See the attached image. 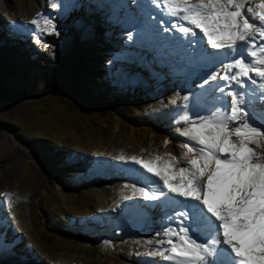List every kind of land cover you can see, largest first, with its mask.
I'll return each instance as SVG.
<instances>
[{
    "label": "rangeland",
    "instance_id": "obj_1",
    "mask_svg": "<svg viewBox=\"0 0 264 264\" xmlns=\"http://www.w3.org/2000/svg\"><path fill=\"white\" fill-rule=\"evenodd\" d=\"M39 1L0 5L8 12L30 10ZM136 2L61 0L53 16L59 35H44L38 44L32 28L0 40V248L17 224L22 243L34 245L30 257L44 264H164L142 254L167 239L155 233L175 227L166 218L171 208L164 202L143 206L132 185L150 174H133L129 169L138 166L118 157L172 154L184 160L183 143L195 142L179 134L189 126L183 116L212 108L211 95L197 85L226 57L189 55L192 49L183 46L184 56L174 53L160 42L166 37L159 30L142 38ZM117 32L120 46L129 35L143 43L104 59L103 46ZM189 92L194 95L185 109ZM137 207L142 218L125 214ZM151 207L160 212L155 220L144 213Z\"/></svg>",
    "mask_w": 264,
    "mask_h": 264
},
{
    "label": "snow or ice",
    "instance_id": "obj_2",
    "mask_svg": "<svg viewBox=\"0 0 264 264\" xmlns=\"http://www.w3.org/2000/svg\"><path fill=\"white\" fill-rule=\"evenodd\" d=\"M151 2L158 10L151 19L165 33L178 32L193 53L215 58L208 49H224L235 58L197 85L213 106L183 116L189 126L179 134L195 142L183 143L184 160L118 157L138 166L129 169L133 174H150L133 183L134 197L171 208L166 218L175 227L164 229L167 239L147 255L172 264H264V0L255 6H246L249 0ZM50 6L61 7L58 0ZM41 16L31 20L38 44L44 35H59L51 18L43 16L41 26ZM193 95H184L185 109ZM217 111L225 115L213 119Z\"/></svg>",
    "mask_w": 264,
    "mask_h": 264
},
{
    "label": "bare ground",
    "instance_id": "obj_3",
    "mask_svg": "<svg viewBox=\"0 0 264 264\" xmlns=\"http://www.w3.org/2000/svg\"><path fill=\"white\" fill-rule=\"evenodd\" d=\"M60 1L61 0H58L59 3H60ZM131 1H134V2L138 1V2H136V9L137 10H135V11H137V13H136L137 16L143 17V19H141V22L143 24L141 26H139V29H138L140 36L141 37L143 36L142 38H144V36L154 38V36H156V34H158L155 32L156 30L162 31L161 28L159 27V25L153 19H151V17L156 16L158 14V10L152 4L151 0H131ZM51 2H52V0H40L39 6L37 8H30V10H26L23 8H21V9L16 8L13 11L10 10V12H8V8L6 5H4V4L0 5V18H1V20H0V32L3 29L4 32L6 31V33H8L7 35H4V34L1 35L0 40L4 39L5 41L10 42V40L14 39V36H12V35H15V36L19 35L17 30H20L22 32L24 30L35 28V26L31 24V20L33 18H36L38 13L42 14V16L40 18V24L42 27L44 26L43 16H47V17L51 18L54 22L53 16L57 10L53 9L49 6L51 4ZM6 11L9 15L8 18H6L4 16V13ZM166 19H167V17H166ZM162 33H163V36L166 37L164 39L162 37H160V42L163 44V46H167L168 48L172 49L174 53H178L179 55L184 56L185 55L184 52H180L179 47L183 46L184 48H186L187 46H186V41L179 39L180 34H176L175 32H172L171 34H169V33L163 32V31H162ZM129 36H131L132 38L130 40L128 37L127 43L130 42L131 46H127L126 42L124 45L120 46V44H119L120 34H119V32H117L115 34L114 41L110 45L103 46V50H102L103 52L102 53L106 54L104 59H108V60L111 59V61H112L115 58L114 56H116L117 54L122 53V54L126 55V51H129L130 49H132V47L135 44L143 43V42H141V39L138 40L137 37H134L132 35H129ZM172 42L177 43V46L173 45ZM125 45H126V47H125ZM156 48H158V46L155 47V49ZM215 51H221V53H224V54L216 55V58L219 60H222L224 57H226V59H223L224 61H222V62H224V64L226 62H229L230 59H233V57L226 55L227 50L221 49V50H215ZM167 53H169V52H167ZM193 54H194L193 51H190L189 55H193ZM195 55H197V53ZM224 115L225 114L223 112H220L218 115V118H222ZM143 206L147 207V206H149V204L147 203ZM125 211H126L125 214L129 213L130 215L138 216L139 218H142L144 216L143 213H141V212L139 213L138 207L136 209H132V210L130 208H126ZM148 212L151 213V219L150 220H155L153 218V216H159L160 215V212L158 210H156L155 207H151V210L150 209L148 210V208L145 209L144 213H148ZM8 214H10L11 216L13 214V211L10 207L8 210ZM11 216H9V218L12 219ZM167 226L169 227V225H167ZM20 229L21 228H19V226L17 224L14 227L10 226L8 228V230H10L11 232H12V230H14V231H13V234L11 236L7 235V237H5L6 238L5 245L1 246V248H0L1 249L0 250V261H1L0 264H44V263L40 262L38 259H36L34 257H30V254H34L33 253L34 252V250H33L34 245L32 244V242L22 243V241L19 238V234L21 232ZM163 232L161 231V234H162L161 237L162 238L164 237ZM7 238H9V241H7ZM1 240H3V239H1ZM149 252H150V248L145 250V252H144V254H142V256H146L147 253H149ZM155 261H162V263H164V264H172V262L164 261L159 256L155 257ZM130 263L133 264L134 262L130 261ZM117 264H120V263H117Z\"/></svg>",
    "mask_w": 264,
    "mask_h": 264
}]
</instances>
